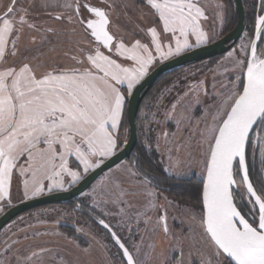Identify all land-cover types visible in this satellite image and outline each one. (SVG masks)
<instances>
[{
  "label": "snow or ice",
  "instance_id": "snow-or-ice-1",
  "mask_svg": "<svg viewBox=\"0 0 264 264\" xmlns=\"http://www.w3.org/2000/svg\"><path fill=\"white\" fill-rule=\"evenodd\" d=\"M147 4L158 16L162 31L170 34L166 50L156 26L147 29L150 43L136 40L129 47L121 40L114 44L108 14L77 0L74 14L86 24V31L90 30L94 46H78L70 56V67L40 72L25 54L29 50L21 52V36L28 29L41 33V44L50 43L49 35H55L56 29H40L27 19V9L18 8L17 0H10L0 15V200L9 195L17 171L24 177L25 196L35 197L45 188L63 189L66 176L71 178L70 185L81 179V172L73 169V158L78 162L75 167L83 166L84 173L100 167L118 150L116 130L125 106V92L132 94L148 75L157 54L167 60L209 42L201 27V18L206 16L198 0H147ZM81 7L95 19L85 21ZM63 18L55 16L57 21ZM72 19L68 17L69 23ZM191 37H195L194 44ZM31 43H36L35 36ZM260 44H264V15L257 18L254 38L242 45L245 58L236 61L240 74L233 91L218 106L205 137L208 151L201 222L214 247L217 264H264V181L257 189L248 165L250 148L253 160L259 152L264 164V50L258 52ZM16 56L22 57L20 62L9 65L8 58ZM133 174L144 177L146 195L153 196V178L139 170ZM241 185L245 187L241 199L251 205L243 214L236 203ZM98 222L123 250L126 264H138L110 225L103 218ZM164 231L168 232L166 223Z\"/></svg>",
  "mask_w": 264,
  "mask_h": 264
},
{
  "label": "rangeland",
  "instance_id": "rangeland-1",
  "mask_svg": "<svg viewBox=\"0 0 264 264\" xmlns=\"http://www.w3.org/2000/svg\"><path fill=\"white\" fill-rule=\"evenodd\" d=\"M76 2L17 0L18 8L28 10L27 19L30 22L42 30L48 27L56 29L55 35H49L50 43L41 44V33L28 29L21 36V52L29 50L25 54L33 66L38 67V71L51 70L57 66L70 67L73 65L70 56L77 51L78 46L84 49L94 46L89 33L74 14ZM78 2L100 7L108 14L109 32L114 36V44L121 40L129 47L136 40L150 43L151 35L147 29L156 26L167 49L170 34L162 31V24L147 0ZM198 2L206 16V19L201 18V27L209 38L208 43L200 45L204 46L222 38L228 16L227 4L223 0ZM9 4L10 0H0V15ZM68 4L73 7H65ZM57 14L64 18L57 21ZM69 16L73 17L71 23L68 21ZM32 36L36 37L35 44L31 43ZM250 40L251 36L244 34L238 44L219 60L183 70L156 88L153 93L154 104L142 116L140 139L145 148L154 154L165 175L183 180H204L208 151L205 137L209 126L213 124L218 106L233 91L236 77L240 74L236 61L245 58L242 45L248 44ZM190 42L194 44L195 37H191ZM101 50L108 54L103 48ZM113 58L124 62L117 55H113ZM21 59V56L9 57L8 64H18ZM167 60L160 59L157 54L149 73ZM127 63L131 64V61ZM125 95L121 122L116 130L119 138L117 152L125 145L129 135L128 132L123 133L125 128L122 126L130 96L126 92ZM76 163L73 158V169L81 172L78 182L70 185L71 178L66 176L63 189L48 191L45 188L43 193L35 197L30 194L25 196L24 177L17 171L9 195L0 200V216L23 201L69 190L94 170L84 173L83 166L77 169ZM135 172L129 162L120 163L103 173L79 198V202L92 214L106 220L121 235L134 252L138 264H217L213 255L214 247L202 227L203 210L200 206L181 203L152 187L154 195L147 196L148 186L138 175L133 174ZM239 190L245 193L243 185ZM73 207L74 204L68 207H43L13 220L0 232V264H124L109 237L88 216ZM91 213L89 215L93 217ZM162 216L165 219L162 220ZM165 223L167 233L164 231ZM61 225L72 227L71 235L64 232L59 227ZM33 253L36 255L33 256ZM26 257L30 259L26 260Z\"/></svg>",
  "mask_w": 264,
  "mask_h": 264
},
{
  "label": "water",
  "instance_id": "water-1",
  "mask_svg": "<svg viewBox=\"0 0 264 264\" xmlns=\"http://www.w3.org/2000/svg\"><path fill=\"white\" fill-rule=\"evenodd\" d=\"M233 2L237 14V23L235 28L230 33L210 44L197 47L195 49L182 53L179 56H176L170 60L161 63L159 66L154 68L133 89L132 94L128 98L127 106H126L129 135L122 149L116 152L114 156L106 159L100 165V167L95 168L93 171H91L71 189L66 191L53 192L37 198H32L23 201L8 209L5 213H3L0 216V232L6 226H8L13 220H15L16 218H18L23 214H26L28 212L43 207L71 203L75 199H78L80 196H82L86 191H88L89 188L98 180V178L103 173L116 167L120 163L130 159L138 144L137 118H138L140 106L146 95L155 87L156 83L160 80V78L167 74L176 72L178 70H182L184 68L214 59L216 57H221L226 53H228L229 51H231L241 40L246 28V21H245L246 14H245L244 3L243 0H233ZM260 3L261 0H259V4ZM262 15H264V12ZM205 179H206V173L204 180ZM202 207H203V201H202ZM105 230L109 233L114 244L118 247V249L121 251L123 255V250L120 249L119 246L115 243L109 230L107 229ZM123 258L124 261L126 262V257L123 256Z\"/></svg>",
  "mask_w": 264,
  "mask_h": 264
},
{
  "label": "trees",
  "instance_id": "trees-1",
  "mask_svg": "<svg viewBox=\"0 0 264 264\" xmlns=\"http://www.w3.org/2000/svg\"><path fill=\"white\" fill-rule=\"evenodd\" d=\"M227 4V20H226V25L224 26V32L222 34V37L230 33L236 26L237 23V14L235 10V5L233 0H223ZM244 3V8H245V21H246V28L244 34H248L251 36V39L253 38L254 31H255V26H256V21L258 16H261L264 12V0H261V3L259 4V0H243ZM243 34V35H244ZM243 37V36H242ZM242 39V38H241ZM264 50V44H260L258 46V52ZM221 57H216L214 59L184 68L182 70H178L176 72H173L171 74H168L167 76H164L163 79L153 88L152 91H150L146 97L144 98L140 110L138 113V118H137V124H138V144L135 148L136 155L137 157V165L139 166L140 169L144 172H148L154 176H156L160 182L165 185L166 187H171L174 190H171L169 192H165L168 195L174 197L178 201H181V203L184 204H198L200 208L202 207V189H203V180H198L195 178H191L189 180H183V179H177L171 176L165 175L164 172L161 171L159 167L158 160L152 154L147 150L142 144V140L140 139V133H141V123H142V116H144L145 112L149 111V108L151 110L152 105L154 104V97L155 95L153 94L156 90V88L162 84L163 82H169L170 78H172L174 75L177 73L182 72L183 70L191 69L197 65L204 64L207 62H215L219 60ZM123 130L124 132H128L129 134V127H128V121H127V115H126V107H125V112H124V118H123V123H122ZM263 144H264V140ZM261 156L259 152L256 153V158L253 160L252 157V149H249V156H248V165H249V170H250V178L252 179L254 186L257 189H261V182L264 181V174H262V170H264V164L261 163ZM264 190V189H261ZM244 193H242L240 190L237 193V200L236 203L240 206L243 213H248L249 208L251 205H248L244 199H241V196ZM72 203H66V204H61L59 206H71ZM85 211H89L88 209L84 208ZM91 212V211H89ZM94 216V214H92ZM64 232L67 234L71 235L72 229L69 227H62Z\"/></svg>",
  "mask_w": 264,
  "mask_h": 264
},
{
  "label": "flooded vegetation",
  "instance_id": "flooded-vegetation-1",
  "mask_svg": "<svg viewBox=\"0 0 264 264\" xmlns=\"http://www.w3.org/2000/svg\"><path fill=\"white\" fill-rule=\"evenodd\" d=\"M85 4H87V3H85ZM84 5V4H83ZM100 8V7H99ZM102 9V8H101ZM85 11L84 13H82V11ZM81 10H80V12H81V17L86 21L87 19H95V17L92 15V14H90L85 8H83V7H81ZM103 10V9H102ZM84 25V27H85V29H86V24H83ZM90 31V30H89ZM89 31H87L88 33H89ZM190 50H192V49H190ZM190 50H187V51H190ZM187 51H185V52H187ZM185 52H183V53H185ZM182 54V53H181ZM180 54V55H181ZM174 57H176V56H172L171 57V59L172 58H174ZM168 75V74H167ZM167 75H165V76H167ZM164 77V76H163ZM163 77H161L160 78V80L156 83V85L161 81V79H163ZM155 85V86H156ZM153 90V89H152ZM151 90V91H152ZM126 106H127V104H126ZM134 154H136V152H135V150H134V153L132 154V156H131V158L130 159H128V160H126L127 162H129L131 165H132V167L134 168V170L137 172V170H139L141 173H144V171H142V169H140L139 168V166L137 165V157H136V155L134 156ZM125 162V161H124ZM150 177H152L153 178V180H152V184H151V187L155 190V191H159V192H169V191H171V190H174L173 188H171V187H166L165 185H163L161 182H160V180L156 177V176H154V175H152V174H150V173H148V172H146ZM143 181H144V177L142 176V175H138ZM74 187V186H73ZM71 189V188H70ZM66 191V190H65ZM53 193V192H52ZM50 194V193H49ZM43 196V195H42ZM81 197V196H80ZM79 197V198H80ZM79 198L78 199H75L74 201H72L71 203H72V205L74 204V207L73 208H75V210H77V212H80L81 214H84V215H86V216H88L108 237H109V239L111 240V242H112V244L115 246V248H116V250H118V252H119V254H120V256H121V259L123 260V263L124 264H126V262L124 261V258H123V255H122V253H121V251L118 249V247L114 244V242H113V240L111 239V237H110V235H109V233L99 224V222H98V219L99 218H101V217H98V216H96V215H94L93 217H91L90 215H89V211H85V207L79 202ZM54 206H57V205H54ZM49 207V206H48ZM201 209L203 210V207H201ZM91 213V212H90ZM92 214V213H91ZM105 222L106 223H108L106 220H105ZM109 224V223H108ZM110 225V224H109ZM59 227H63L62 225L61 226H59ZM110 227L117 233V231L110 225ZM70 229L72 228V227H69ZM118 234V233H117ZM118 236H120L121 237V235H119L118 234ZM121 240H122V242H125V240L121 237ZM126 243V242H125ZM126 246L129 248V250L133 253V255H134V259H136L137 260V258H136V256H135V254H134V252L130 249V247L127 245V243H126Z\"/></svg>",
  "mask_w": 264,
  "mask_h": 264
}]
</instances>
